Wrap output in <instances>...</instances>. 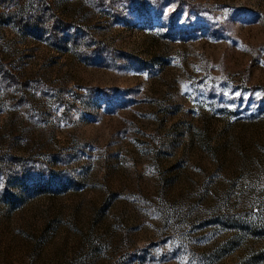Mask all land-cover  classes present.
<instances>
[{"label":"rangeland","instance_id":"374dc122","mask_svg":"<svg viewBox=\"0 0 264 264\" xmlns=\"http://www.w3.org/2000/svg\"><path fill=\"white\" fill-rule=\"evenodd\" d=\"M0 264H264V0H0Z\"/></svg>","mask_w":264,"mask_h":264}]
</instances>
